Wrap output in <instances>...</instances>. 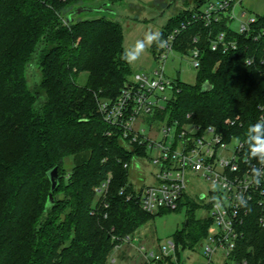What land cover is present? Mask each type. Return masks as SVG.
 Returning a JSON list of instances; mask_svg holds the SVG:
<instances>
[{
    "label": "trees",
    "instance_id": "trees-1",
    "mask_svg": "<svg viewBox=\"0 0 264 264\" xmlns=\"http://www.w3.org/2000/svg\"><path fill=\"white\" fill-rule=\"evenodd\" d=\"M121 1L0 0V264H111L117 245L113 237L133 234L157 216L119 196L131 176L123 164L131 162L133 154L120 137L107 135L111 127L98 111V103L116 100L133 76L131 65L120 59L123 27L105 17L74 15L76 20L66 21L87 3L98 7ZM195 2V9L171 18L161 33L166 38L181 29L176 50L182 55L189 54L193 39L200 36L197 83L191 86L177 78L168 110L157 120L191 121L214 127L226 139L245 141L248 126L259 120V107L264 106V14L256 17L249 33L240 34L227 20L210 27L195 21L210 0ZM221 32L237 42V50H212L211 40ZM40 43L45 45L40 53L42 80L32 93L25 69ZM158 49L152 45L153 53ZM248 59H254L253 64L248 65ZM83 73L87 83L79 86ZM206 82L213 88L204 93ZM35 98H44L38 109ZM68 155L74 159L69 172L62 166ZM55 167L60 184L54 197L64 193L65 199L48 207L47 173ZM109 174L110 208L92 213L98 205L94 188ZM183 208L187 220L173 240L183 250H193L213 225L209 215L197 218V211L210 205L185 197L177 211ZM257 218L253 210L245 226L247 238L235 253L239 262L264 264V227ZM121 256L131 257L127 249Z\"/></svg>",
    "mask_w": 264,
    "mask_h": 264
},
{
    "label": "built area",
    "instance_id": "built-area-1",
    "mask_svg": "<svg viewBox=\"0 0 264 264\" xmlns=\"http://www.w3.org/2000/svg\"><path fill=\"white\" fill-rule=\"evenodd\" d=\"M240 1H210L194 19L203 22L205 27L227 20L232 27ZM239 21L241 26L238 32L245 34L249 33L256 17L242 13ZM183 28L186 26L183 25ZM180 33L181 29L178 28L169 33L165 38L169 46L158 49L157 60L162 65L161 69L151 75H134L133 80L127 82L129 87H124L116 100L100 101L98 111L104 122L111 127L107 135L120 137L125 149L133 154L132 161L123 164L124 169L131 172L135 165L140 169H145L147 164L153 167L150 185L136 187L130 176L129 184L119 190V196L126 201H134L144 212L157 215L162 210H178L180 203L188 197V188L194 177L210 187L208 191L200 193L199 198L202 201L200 204L210 205L207 212L213 220L208 236L199 244L204 260H182L179 246L173 239L158 251H146L144 247L137 246L136 232L122 238L113 237L117 242L114 251L121 255L124 249L134 248L139 252L142 264H248L246 259L239 262L235 253L247 238L245 226L253 210L258 212L259 226L264 227V178L259 185L252 182L250 168L259 167V164L249 159L246 143L235 136L226 139L214 127L202 128L191 121L182 124L179 121L169 122L167 118L157 120L159 114L168 110L171 99L167 93L171 90L174 97L178 86L177 78L172 79L166 75L165 65L171 55L179 53L176 43ZM199 42L200 36L195 37L193 47L187 54L197 70L202 63ZM211 48L226 53L237 50L238 44L228 40L227 34L221 32L211 40ZM253 62L254 59L247 60L248 65ZM259 110L260 120L264 118V106H260ZM141 124L150 129L149 135L145 129L140 128ZM137 149H143L144 153L138 154ZM112 179L113 175L109 174L96 186L98 205L92 213L110 208L108 199ZM141 181L144 182V179ZM241 194L247 201L244 206L237 200ZM213 197L219 200V208ZM112 258L111 264H116L117 259Z\"/></svg>",
    "mask_w": 264,
    "mask_h": 264
},
{
    "label": "rangeland",
    "instance_id": "rangeland-1",
    "mask_svg": "<svg viewBox=\"0 0 264 264\" xmlns=\"http://www.w3.org/2000/svg\"><path fill=\"white\" fill-rule=\"evenodd\" d=\"M208 1L209 0H205V3ZM196 3L197 2H195V0H122L114 5H109V10L107 11H95L93 13L86 12L82 13L80 17L82 19L89 20L105 17L119 22L124 30V48L129 49L134 46L137 40H142L146 32H161L171 18H176L178 15L183 14L186 11H192L197 7L198 4ZM86 6L97 7V3L94 5L87 3ZM243 11L247 12L248 17H258L263 15L264 0H241L239 2L234 15L236 20L232 23V28L235 31H238L241 26L239 19ZM44 46L45 45L41 43L38 45L36 49V57H34L32 61L27 64L25 69V82L27 88L32 93H36L41 84L42 67L40 65V53ZM130 65L133 71V76L129 79L131 81L136 74L151 75L153 72L161 69L162 67L161 63L157 60V52L153 53L152 46L146 48L141 57ZM165 72L169 78H179L184 84L194 86L197 83L199 70L193 67L189 55L175 53L171 55L169 60L166 62ZM87 76L88 75L85 73L81 74L77 79V84L79 86H85L87 83ZM167 96L172 100L173 94L171 90L167 93ZM35 101L36 109H38L42 105L44 98H35ZM140 128L145 129L147 135L150 134V129L144 124H141ZM62 166L67 172L71 171L74 166L73 157L70 155L64 157ZM152 169L153 167L148 164L145 169H140L137 165L133 166L131 171V182L134 183L136 187H140L143 184H152ZM142 179H144V182L141 181ZM209 189L210 187L207 186L205 182L194 177L188 188V199L196 203L202 202L199 199L200 193L208 191ZM56 199L57 201H63L65 199V194H57ZM207 215V210L200 209L197 211L196 216L197 218H204ZM64 217L65 216H63V218ZM186 220V208H183L180 211H170L161 215L157 214L153 220L136 231L137 246L144 247L146 251H158L161 246L173 239V235L177 231L183 229ZM127 250L131 256L127 260H123L122 256L119 255L118 252H113L112 259H117L116 264L143 263L137 250L131 247ZM202 252L203 250L200 245L195 247L193 250H183V247L179 246V253L182 260L191 258V262H201L204 260L201 256Z\"/></svg>",
    "mask_w": 264,
    "mask_h": 264
},
{
    "label": "clouds",
    "instance_id": "clouds-1",
    "mask_svg": "<svg viewBox=\"0 0 264 264\" xmlns=\"http://www.w3.org/2000/svg\"><path fill=\"white\" fill-rule=\"evenodd\" d=\"M153 44L160 49L167 48L168 40L163 38V34L159 31L146 32L142 40H137L132 48L125 49L121 54L120 59L128 64L136 62L145 52L146 48ZM245 143L248 146L247 155L250 160H256L259 167L252 166L250 168L252 182L256 185L261 183L264 178V118L258 120L254 124H250L245 134ZM215 187V185H214ZM216 207H220V202L216 197ZM237 200L241 206L246 205L247 201L243 195H238Z\"/></svg>",
    "mask_w": 264,
    "mask_h": 264
},
{
    "label": "water",
    "instance_id": "water-1",
    "mask_svg": "<svg viewBox=\"0 0 264 264\" xmlns=\"http://www.w3.org/2000/svg\"><path fill=\"white\" fill-rule=\"evenodd\" d=\"M109 5L108 4H102L98 7H93V6H83V7H79L77 8L73 13H71L68 17H67V22L68 23H71L73 22L74 20H76V17H80V15L82 13H86V12H89V13H93V12H101V11H107L109 10ZM76 16L75 18H72V16ZM125 87H129L128 84L125 85ZM212 85L209 83V82H206L203 84V87H202V92L204 93H207V92H210L212 90ZM47 177L51 183V192L49 194V197H48V207H51L55 204L56 202V199L54 197V193L56 192V190L58 189L59 187V184H60V177H59V170H58V167H55L53 169H51L48 173H47Z\"/></svg>",
    "mask_w": 264,
    "mask_h": 264
},
{
    "label": "crops",
    "instance_id": "crops-1",
    "mask_svg": "<svg viewBox=\"0 0 264 264\" xmlns=\"http://www.w3.org/2000/svg\"><path fill=\"white\" fill-rule=\"evenodd\" d=\"M242 13H246L247 14V12H245V11H243Z\"/></svg>",
    "mask_w": 264,
    "mask_h": 264
}]
</instances>
